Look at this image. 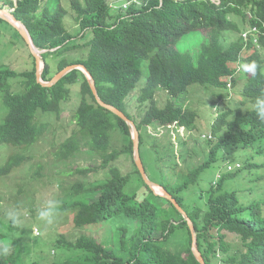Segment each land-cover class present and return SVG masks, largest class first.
<instances>
[{
  "label": "trees",
  "instance_id": "1",
  "mask_svg": "<svg viewBox=\"0 0 264 264\" xmlns=\"http://www.w3.org/2000/svg\"><path fill=\"white\" fill-rule=\"evenodd\" d=\"M8 4L14 9L16 19L28 29L35 47L47 50L41 55L45 81L53 78L50 60L71 50L88 49L85 59L72 63L63 58L58 60L57 72L71 65L85 66L95 80L102 101L118 108L135 122L140 133L141 153L145 145L143 128L197 129V112L175 101L194 84L222 91L243 80L239 104L220 110L210 126L212 161L225 145L254 146L264 138V122L257 119L252 107L257 97L264 94V0H141L140 6L132 0L127 11L119 14L114 22H111L108 0H72L71 7L80 25L77 34L66 28L68 11L63 7L52 11L42 6L41 0H18L17 3L9 0ZM192 33L206 39L197 56L178 48L179 43ZM226 33H249V38H241L225 48L223 38ZM253 64L254 72L249 70ZM239 71L243 76L238 79ZM145 72L147 77L138 100L142 105L148 104V108L137 122L127 110L126 99L137 89ZM13 76L23 78L20 82L24 87L22 94L10 91L8 80ZM78 84L81 96L75 113L78 129L72 139L60 146V159L68 160L80 147L86 148L102 155L101 168H108L110 177L94 189L99 195L96 200L76 199L61 211L71 216L79 229L119 216L135 221L136 228L130 237H127L126 229L122 230L116 235L114 246H106L87 235L62 245L58 240L55 246H67L84 253L86 264H200L192 251V234L187 221L168 199L155 195L138 168L136 180L143 190L132 195L126 192L131 175H124L112 163L125 154L134 153L132 129L98 104L82 70L71 71L51 87L38 82L36 68L21 75L0 72V92L8 108V114L0 124V148H9L12 152L0 166V186L3 179L15 176L25 167L26 151L40 142L46 125L36 121L38 114H60L62 103L71 98V86ZM161 91L173 99L164 108L159 107L156 98ZM217 97L221 103L214 105L221 107L224 95L218 93ZM116 124L130 142L124 149L108 153L111 131ZM209 162L177 186L150 179L168 191L193 222L198 248L206 264H217L218 253L226 257L222 259L225 264H264V203L245 205L236 193L224 192V182L230 175L223 176L212 189L207 210L200 206L190 207L179 196L198 183L211 159ZM41 170L38 166L34 180L41 175ZM92 171L77 170L82 174ZM27 185L20 184V194L25 193ZM73 190L76 197L89 192L83 184L74 185ZM2 204L0 196V264H21L20 252L11 246L13 242L6 234L13 226L2 217ZM182 229L187 230L191 239L180 254L165 244ZM226 231L239 240L237 249H231L226 242ZM5 247L8 248L6 254L2 251ZM63 264L75 263L66 261Z\"/></svg>",
  "mask_w": 264,
  "mask_h": 264
},
{
  "label": "rangeland",
  "instance_id": "2",
  "mask_svg": "<svg viewBox=\"0 0 264 264\" xmlns=\"http://www.w3.org/2000/svg\"><path fill=\"white\" fill-rule=\"evenodd\" d=\"M12 1L17 2V0ZM135 1L140 6L141 0ZM8 2L9 0H0V9L13 11L14 9ZM131 2L132 0H108L111 7V22H114L119 14H124ZM41 3L42 6L49 7L52 11H57L60 7L66 9L68 11L65 18L66 28L72 34L79 32L80 25L71 7L72 0H41ZM247 26L248 24L245 28ZM16 30L10 23L0 18V72L2 74L14 72L21 75L36 68V59L32 57L30 47ZM241 38L246 40L249 36L245 37L243 33L241 35L226 33L223 38L224 47H229ZM205 41L202 35L192 33L179 43L178 48L182 52L190 51L192 55L197 56ZM254 42L256 43L255 39ZM80 43L83 41L80 40ZM88 52L86 48H78L68 51L59 58H50L52 59L50 60L51 75L54 77L58 74L57 61L61 58L72 63L85 59ZM44 65L42 61V72ZM242 76V71L236 75L238 79ZM146 77L145 72L137 89L126 99L127 110L137 122L142 119L148 108V104L142 105L138 100ZM22 79L21 77L14 78V76L9 78L8 86L11 92L14 94L24 92V87L20 84ZM242 88V79L232 88L222 91L210 86L194 84L175 101L184 108L197 112V129L187 130L177 126H166L149 127L142 130L145 145L141 158L149 178L154 181L167 183L171 187L180 185L189 174L211 159V164L203 171L198 183L179 195L190 207L200 206L207 210L212 189L218 186L225 175H230V179L224 182V192L236 193V197L240 198L245 205L253 202L264 203V138L254 146L225 145L220 149L215 161L211 158L210 126L220 110L228 105L233 107L239 104L238 98L241 97ZM218 93L224 95V103L221 107L214 105V103H221L217 97ZM156 98L160 108H164L169 100H173L165 91L159 92ZM80 101V86L79 84L73 85L71 86V98L62 103L60 114L49 112L38 114L36 121L40 125H46L40 142L26 151L27 164L25 167L15 176L7 177L1 182L2 217L6 223L13 226V229L7 231L6 234L8 240L13 242L11 246L20 252L22 261L19 263L21 264H63L66 261L86 264L84 253L69 249L67 246H55L56 242L60 240L58 242L62 245L66 241L72 242L87 235L106 246H111L115 244L116 235L122 233V230H127V237L135 231V221L126 216H119L99 225L79 229L75 226L73 218L61 211L64 206L76 199L96 200L99 195L94 189L110 177L109 169L101 168L102 155L95 154L86 148L80 147V150L68 160L60 159V146L66 140L72 139L73 133L78 129L75 113ZM6 114H8V108L0 92V124L5 120ZM115 127L111 131L108 153L122 150L130 142V138L126 136L119 124ZM10 152L9 148H0V166L8 159L12 153ZM112 165L120 169L124 175H131L130 182L126 186L128 194L142 192L143 186L136 180L139 176L136 172L134 153L121 156ZM38 166L42 167L41 175L34 180V173ZM78 169L93 171L82 174L77 172ZM154 181L152 183L159 187V184ZM19 183L28 184L24 194H20ZM76 184H83L89 192L76 197L73 190ZM156 191L163 193L162 188ZM50 200L59 202L56 221L54 225L45 228L38 218V210ZM11 209H17L20 212L23 218L21 225L14 226L7 219V213ZM224 233L227 237L225 240L228 241L231 249H237V243H239L237 237L227 231ZM190 239L187 230L182 229L174 233L165 245L171 251L182 254ZM217 258L219 259L217 264H225L222 259L226 257L218 253Z\"/></svg>",
  "mask_w": 264,
  "mask_h": 264
},
{
  "label": "water",
  "instance_id": "3",
  "mask_svg": "<svg viewBox=\"0 0 264 264\" xmlns=\"http://www.w3.org/2000/svg\"><path fill=\"white\" fill-rule=\"evenodd\" d=\"M0 18L7 21L15 29H17L19 31L20 35L25 39L26 43L30 47L31 52H32V56L35 57V59H36V76H37V80L39 83H41L45 87H51L54 84H56L57 82H59L65 75H67L71 71L82 70L89 80L90 87H91L92 92L94 93V95L96 97L98 104L100 106L106 108L107 110L111 111L113 114H115L116 116H118L122 120H124L127 123V126L132 128V140H133V146H134V155H135L136 165H137V168H138L143 180L145 181V183L147 185L150 186V188L154 191L155 195H158V196H161V197L168 199L176 207V209L182 214L184 220L187 221L188 227H189L191 234H192V251H193V254L200 264H206L205 259H204L202 253L200 252V250L198 248L196 230H195L194 224L191 221V219L189 218V216L187 215L185 210L180 206L178 201L174 197H172L168 191H166L162 186L158 185L160 188L163 189V193H158L156 191V187H155L156 184L154 185L152 183V181L150 180V178H149V176L145 170L142 158H141L140 133H139L137 127L135 126L136 125L135 122L133 120H131L125 113H123L118 108L111 106V105H108L102 101V99L100 98V96L98 94V90L96 88L95 80L93 79V77L91 76V74L87 70V68L83 65L68 66L65 69H63L62 71H60L57 75H55L51 81L45 82L42 79V70H41V62H42L41 55L45 51H40L37 47H35L28 29L24 26V24L21 21L17 20L13 14H11L10 12H8L6 10L0 9Z\"/></svg>",
  "mask_w": 264,
  "mask_h": 264
},
{
  "label": "clouds",
  "instance_id": "4",
  "mask_svg": "<svg viewBox=\"0 0 264 264\" xmlns=\"http://www.w3.org/2000/svg\"><path fill=\"white\" fill-rule=\"evenodd\" d=\"M13 12H14V10L11 11L10 13L13 14ZM40 51L47 52V50H40ZM52 51H54V50H52ZM42 61H43V59H42ZM249 70L254 72L255 71V64H253ZM43 71H44V69H43ZM42 74H43V72H42ZM45 82H49V81H45ZM252 107H253V110L255 112V115H256L257 119L259 121H261V122H264V94H262L261 96L257 97L256 102H255V104ZM58 204H59L58 201L50 200L43 207H41L38 210V218L43 222L45 228H48V227L54 225V223L56 221V210L58 208ZM7 219L14 226L21 225L23 223V218H22L20 212L17 209L9 210L8 213H7ZM2 251H3L4 254H6L8 252V248L5 247V248L2 249Z\"/></svg>",
  "mask_w": 264,
  "mask_h": 264
},
{
  "label": "bare ground",
  "instance_id": "5",
  "mask_svg": "<svg viewBox=\"0 0 264 264\" xmlns=\"http://www.w3.org/2000/svg\"><path fill=\"white\" fill-rule=\"evenodd\" d=\"M18 25V24H17ZM257 30V29H256ZM156 187V189L158 190V191H160L161 190V188L160 187H157V186H155Z\"/></svg>",
  "mask_w": 264,
  "mask_h": 264
},
{
  "label": "built area",
  "instance_id": "6",
  "mask_svg": "<svg viewBox=\"0 0 264 264\" xmlns=\"http://www.w3.org/2000/svg\"><path fill=\"white\" fill-rule=\"evenodd\" d=\"M248 34H249V33H244V36L246 37V36H248Z\"/></svg>",
  "mask_w": 264,
  "mask_h": 264
}]
</instances>
